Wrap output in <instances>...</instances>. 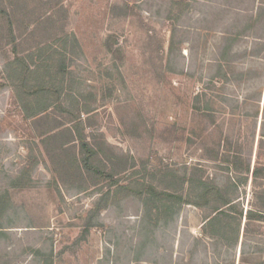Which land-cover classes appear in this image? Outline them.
<instances>
[{"label":"rangeland","instance_id":"374dc122","mask_svg":"<svg viewBox=\"0 0 264 264\" xmlns=\"http://www.w3.org/2000/svg\"><path fill=\"white\" fill-rule=\"evenodd\" d=\"M260 166L264 0H0L1 261L264 264ZM193 172L240 218L174 212Z\"/></svg>","mask_w":264,"mask_h":264},{"label":"trees","instance_id":"16d2710c","mask_svg":"<svg viewBox=\"0 0 264 264\" xmlns=\"http://www.w3.org/2000/svg\"><path fill=\"white\" fill-rule=\"evenodd\" d=\"M33 30H35V28ZM9 31L12 33V27H9ZM23 70L29 71L30 69L28 68V66H25V69H23ZM26 72L27 71H23L21 73L26 74ZM24 78H25V76H24ZM40 88H42V87H40ZM36 92H38V91H36ZM203 95L205 96V93H203ZM195 96L198 97L197 94ZM207 106H209V105H207ZM24 108H26V107L24 106ZM49 108L50 107H48L47 105H41V106L38 105L36 107H33L30 112L28 111L27 116H35V117L36 116H38V117L47 116V117H49V115H50ZM61 126H63V124L57 125L53 129H51L50 132H52L53 130H56L58 128H61ZM58 132L59 133H57V135L68 136L69 139H68V142L65 143V145L71 144L72 142L75 141L73 131L70 128H68L67 126L63 127V129H61V131H58ZM48 136H49V138L53 137L51 135H48ZM80 148L87 150V151H85V154L82 157V162L84 164V168L88 172L92 167H94L92 162H93L94 158L97 157V152H95L93 150L94 147H92L87 141H84V139L81 140ZM78 170L80 172V168H78ZM246 171H248V167L246 168ZM252 172H253L252 174L254 176V182H255V180H257L256 178L264 175V166L253 168ZM195 173L196 172H193V174L190 175L187 179L183 178L181 185H178V186L174 185V212L177 211L183 203L194 204L196 206H199L201 208H206V210L207 209L209 210L208 214H206V216L204 217L206 220L205 225L211 224V225L219 226V227H222L220 217L228 216L229 211L235 210L237 212L238 217L240 218V216L242 214V210L238 209L237 204L235 203V199L231 198V196L229 195L230 189H225V188L218 186V185H215L209 181H205L199 175L196 177L197 179H195L194 178ZM186 183L190 184L189 188H188V190H189L188 195H190L191 193H194L192 195L193 196L192 199L184 198V195H185L184 184H186ZM231 186L233 189H236V187H239L238 182L236 180H234L231 183ZM162 192H163V194H165V195L167 194V196H168V193H166L165 191H162ZM6 204H7V201L0 198V210H1L0 213L1 214L3 213L4 209L6 208L5 207ZM260 208L261 209H259V210L252 209V208L248 209L247 215H246L247 220L264 221V203H262L260 205ZM6 228H7V226H4L3 223L0 221V237L5 238L9 235V233H8L9 231L6 230ZM247 228H249L248 223L246 224V229ZM38 252H40V251H38ZM9 261L10 260L7 259L3 262L0 259V264H9Z\"/></svg>","mask_w":264,"mask_h":264}]
</instances>
